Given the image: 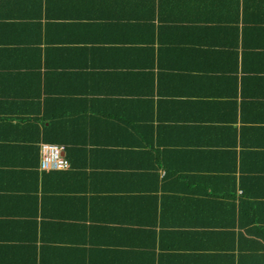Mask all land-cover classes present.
Returning a JSON list of instances; mask_svg holds the SVG:
<instances>
[{"label":"crops","instance_id":"0c3cea01","mask_svg":"<svg viewBox=\"0 0 264 264\" xmlns=\"http://www.w3.org/2000/svg\"><path fill=\"white\" fill-rule=\"evenodd\" d=\"M0 264H264V0H0Z\"/></svg>","mask_w":264,"mask_h":264},{"label":"built area","instance_id":"2783aa9c","mask_svg":"<svg viewBox=\"0 0 264 264\" xmlns=\"http://www.w3.org/2000/svg\"><path fill=\"white\" fill-rule=\"evenodd\" d=\"M40 158V169L45 171L70 167V162L65 156V146L63 144L41 143Z\"/></svg>","mask_w":264,"mask_h":264},{"label":"trees","instance_id":"16d2710c","mask_svg":"<svg viewBox=\"0 0 264 264\" xmlns=\"http://www.w3.org/2000/svg\"><path fill=\"white\" fill-rule=\"evenodd\" d=\"M71 112H73V111H71ZM49 115H50L49 118H51V120H53V118H54L53 116H56V119L51 122L50 128L48 130L45 129L43 131V140L46 142L67 144L65 146V151L69 152V154H71V155H74L73 153L77 152V145L72 144L73 140H72V138L70 139V137H69L70 136L69 133H71V131L70 132L67 131V129H68L67 125L65 127L63 125L60 127L57 126V129L55 127L56 122H58V121L61 122V120H62L61 118H64V117H61V113H56V112L55 113L51 112V114H49ZM72 118H73V124H75V125H77V122H79L80 121L79 119H81V117H78V115H75ZM56 120H58V121H56ZM70 121H71V119H70ZM61 127H64L63 130L62 129L60 130ZM69 144H71V145H69ZM38 148L40 150V147H38ZM35 149L37 150V147H35ZM52 171H54V170H50V173H52Z\"/></svg>","mask_w":264,"mask_h":264}]
</instances>
